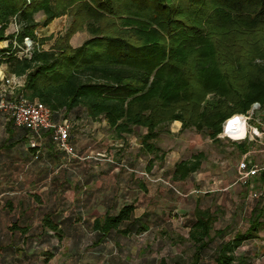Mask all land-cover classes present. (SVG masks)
<instances>
[{
    "label": "trees",
    "instance_id": "16d2710c",
    "mask_svg": "<svg viewBox=\"0 0 264 264\" xmlns=\"http://www.w3.org/2000/svg\"><path fill=\"white\" fill-rule=\"evenodd\" d=\"M66 14L70 24L52 49L34 47L31 55L19 56L26 37L45 43L37 30ZM12 21L18 30L8 33ZM83 29L90 37L73 47L72 36ZM2 41H8L0 55L9 70L26 76L16 96L38 100L53 115L82 106L93 119L104 117L119 137L144 126L142 148L158 157L162 152L161 158L165 152L156 143L161 126L179 120L183 130L194 128L217 141L230 116L247 113L255 102L264 106V0H0ZM43 135L57 148L51 131ZM203 158L199 152L178 161L174 178L189 177ZM134 210L126 204L98 219L95 228L108 236L122 225L147 229ZM194 212L192 264H199L227 229L212 234L216 214L199 206ZM262 217L257 214L245 231L220 243L216 264H245L237 250L261 237ZM44 222L62 230L51 213Z\"/></svg>",
    "mask_w": 264,
    "mask_h": 264
},
{
    "label": "crops",
    "instance_id": "0c3cea01",
    "mask_svg": "<svg viewBox=\"0 0 264 264\" xmlns=\"http://www.w3.org/2000/svg\"><path fill=\"white\" fill-rule=\"evenodd\" d=\"M63 17L65 18L67 15L57 17L51 24L40 29L43 32L40 37L47 39L41 45L35 41L38 48L52 49L56 39L64 32V30L56 31V27ZM14 30L16 28L14 29L10 24L7 32L13 33ZM81 31L72 36L70 43L73 47L80 46L87 39L79 34ZM37 34L39 33L37 32ZM48 37H51L50 41H48L50 39ZM7 45L8 41L0 42V47ZM25 53L28 56L31 55V52H25L22 49L19 51V56ZM8 66L6 56L0 55V95L7 90V97L14 98L16 93L23 88L26 76L11 72ZM11 77H17L21 82L20 85L7 84L5 78ZM53 118L56 122L70 121L72 125L71 141L77 151L75 155L58 150L47 136H44L38 149H33L31 146L34 139L33 134L26 128L18 127L12 114L0 108V264H43L42 255L47 254L53 257L59 251V248L50 251L52 248L43 242L54 238L64 239L72 235L74 231L70 230L79 228L80 210L105 206L118 213L124 205L132 204L125 203L127 199L123 197L124 190L121 182L115 183V178L119 177L120 170L110 162V158L102 160L87 155L86 148L87 146L88 148L94 147L95 150H98L93 146L94 143L102 140V144H107L111 141L110 132L112 131L117 138H120V144H123V139L132 135L136 127L140 129L141 138L147 132V128L134 126L132 133H123L119 137L104 117L93 119L82 106L70 110L61 109L53 115ZM165 129L170 135L181 130L183 133L192 131L191 129L183 130L182 122L179 120L172 122L171 126L170 124L161 126L159 136L160 132ZM200 133L192 136L191 140L189 139L190 146L193 147L197 143L204 144L202 136L204 133ZM187 137L186 139H188ZM225 138L220 137V140L215 142L225 143L223 141ZM211 140L213 139L211 138ZM232 144L230 156L218 155L215 157L224 164L222 166L218 164L215 174L207 173L202 178L203 193L208 199L206 203L201 204L203 198L199 200L200 203L196 198V207L202 205L201 208L210 209L217 216V210L223 206V202L219 200L220 194H224L225 201L232 202L235 201L233 191H246L249 203L244 207V212L238 210L237 213H241L243 216L248 215L250 225L251 219L257 214H263L264 217V211L259 210L262 209L259 207L264 209V204L253 200L255 196L252 194L256 189L264 190V174L261 171L257 176L251 178V184L248 185L237 181V171L239 162L245 156L257 164L264 165V136L257 140H232ZM106 150L107 147H103L98 153ZM219 151L224 152L225 150L220 148ZM199 152L204 154V158L200 168L189 176L191 178H195L196 173L205 163L208 166L210 164V157L205 156L203 150H199L197 153ZM197 153L189 159L183 160H191ZM113 156L114 153L112 159ZM156 157L158 156L156 155ZM111 177L114 179L112 181L114 183L107 181V178ZM194 191L196 190L192 189L190 194L194 195ZM215 192L216 197L212 194ZM66 194H72V197L70 198ZM131 201L137 202L138 196L136 195ZM49 213H51L53 221L60 222L59 228L62 230H52L45 224L44 218ZM107 213H111V211ZM193 219L191 218L190 225ZM48 259L46 258L47 262Z\"/></svg>",
    "mask_w": 264,
    "mask_h": 264
},
{
    "label": "rangeland",
    "instance_id": "374dc122",
    "mask_svg": "<svg viewBox=\"0 0 264 264\" xmlns=\"http://www.w3.org/2000/svg\"><path fill=\"white\" fill-rule=\"evenodd\" d=\"M66 15L67 17L60 19L59 25L56 27L57 32L64 30L63 33H65L68 28L71 17ZM36 18L42 20L44 14L37 13ZM10 24L17 30L18 26L15 22L12 21ZM40 29L37 30L39 37L43 33ZM16 30L14 31L16 32ZM79 34L87 38L91 35L87 29H83ZM48 38L50 41L51 37ZM36 46L38 47L37 44ZM261 106L263 109L250 120V125H258L257 118H262L264 121V106L262 104ZM258 126L260 130L263 129L262 125ZM190 129L191 132L183 133L181 130L171 135L166 129L160 132L161 135L156 143L165 152L163 158L160 157L162 152L159 157H156V153H148L142 148L139 127H136L132 135L123 139V144H120V138H117L112 131L110 132L111 141L107 144H102V140L94 143L93 146L98 150L87 146V155L102 160L110 158V162L120 170V175L115 178V183L121 182L124 190L123 197L127 199L125 203L135 205L134 216L140 219L142 224L147 225V229L138 232L135 229L130 230L131 226L122 225L118 229H114L110 236L100 235L95 228L97 220H103L108 211L116 214V210L105 206L83 208L79 212L81 218L79 221L77 220L79 228L70 230L74 231L72 235L64 239L54 238L43 242L52 248L50 251L59 248L58 253L53 257L47 254L42 255L43 264H192L196 248L190 237V220L195 215V199L197 198L199 202L203 198L201 204L206 203L208 199L203 193L202 178L207 173H214L218 164L221 166L224 164L215 157L218 155L230 156L233 144L232 140L227 137L223 139L225 143H217L211 140L207 134H202L204 144L193 143L195 145L192 147L189 139L191 140L192 136L201 133L194 128ZM103 147H107V150L98 153ZM220 148L225 151L220 152ZM199 150H203L205 156L210 157L209 166L205 163L196 173L195 178L175 179V164L180 160L189 159ZM107 181L114 183L112 177L107 178ZM192 189L196 190L194 195L190 194ZM256 192L259 196L253 200H258L257 202L263 205L264 192L262 188L256 189ZM233 193L235 201L232 202L225 201L224 194L219 195L223 206L217 210V220L212 231L214 234L215 229L226 227L227 234L217 237L210 244L201 254L199 264H216L215 258L220 243L232 238L236 232L245 231L249 227L250 218L248 215L243 216L241 213H237L238 210L244 212V207L248 205V193L246 191L239 192V190L233 191ZM212 194L216 197V192ZM66 195L72 197V194ZM136 195L138 201H131ZM259 208H262L259 209L262 212L264 211L263 207ZM237 254L245 256V264H264V229L261 231L260 238L248 240L237 250ZM46 258H49L48 262Z\"/></svg>",
    "mask_w": 264,
    "mask_h": 264
},
{
    "label": "built area",
    "instance_id": "2783aa9c",
    "mask_svg": "<svg viewBox=\"0 0 264 264\" xmlns=\"http://www.w3.org/2000/svg\"><path fill=\"white\" fill-rule=\"evenodd\" d=\"M35 46L36 42L33 39L30 37L25 38L23 47L25 52H30ZM5 81L7 84L15 86L21 83L17 77L5 78ZM0 108L12 114L14 122L18 127L26 128L33 134L34 139L31 142V146L35 147L42 144L44 139L43 133L51 131L52 139L59 150L69 155L77 153L71 141L72 125L70 121L62 120L56 122L53 118L52 110L47 105L39 101H30L22 95L16 98H8L7 90H5L0 95ZM262 109L261 104L255 102L247 113L233 114L225 120L223 131L219 134V137H227L233 141L262 138L264 136V121L262 118H257L258 125L263 126L262 130H260L258 125H250V120ZM244 127L246 128L244 136L237 137L236 134ZM261 171L264 172V165L257 164L248 156H245L238 165L237 181L250 185L251 178L257 176ZM251 187L253 188V185ZM252 194L255 197L259 196L256 191L252 192Z\"/></svg>",
    "mask_w": 264,
    "mask_h": 264
},
{
    "label": "bare ground",
    "instance_id": "6f19581e",
    "mask_svg": "<svg viewBox=\"0 0 264 264\" xmlns=\"http://www.w3.org/2000/svg\"><path fill=\"white\" fill-rule=\"evenodd\" d=\"M245 132H246V128L244 127L240 132H238V133L236 134V136H237V137L244 136Z\"/></svg>",
    "mask_w": 264,
    "mask_h": 264
}]
</instances>
